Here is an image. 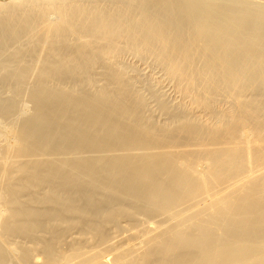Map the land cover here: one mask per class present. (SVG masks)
<instances>
[{
    "label": "bare ground",
    "instance_id": "obj_1",
    "mask_svg": "<svg viewBox=\"0 0 264 264\" xmlns=\"http://www.w3.org/2000/svg\"><path fill=\"white\" fill-rule=\"evenodd\" d=\"M0 264H264V0H0Z\"/></svg>",
    "mask_w": 264,
    "mask_h": 264
}]
</instances>
